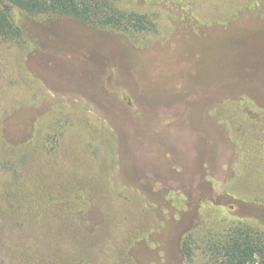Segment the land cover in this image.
<instances>
[{
  "label": "rangeland",
  "instance_id": "obj_1",
  "mask_svg": "<svg viewBox=\"0 0 264 264\" xmlns=\"http://www.w3.org/2000/svg\"><path fill=\"white\" fill-rule=\"evenodd\" d=\"M121 7L148 28L12 11L0 264H210L264 225V0Z\"/></svg>",
  "mask_w": 264,
  "mask_h": 264
},
{
  "label": "trees",
  "instance_id": "obj_2",
  "mask_svg": "<svg viewBox=\"0 0 264 264\" xmlns=\"http://www.w3.org/2000/svg\"><path fill=\"white\" fill-rule=\"evenodd\" d=\"M16 7L32 15L57 13L120 31L148 28L144 17L122 9L121 0H0V42L21 35L12 14ZM262 158L264 161V154ZM225 233L210 246V264H264V225L239 223ZM183 249L190 257L189 241L183 243Z\"/></svg>",
  "mask_w": 264,
  "mask_h": 264
}]
</instances>
